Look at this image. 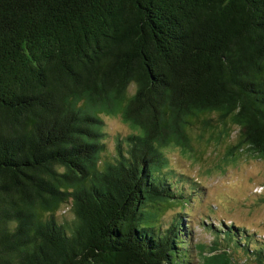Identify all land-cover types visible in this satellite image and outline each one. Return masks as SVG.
<instances>
[{"label": "trees", "instance_id": "16d2710c", "mask_svg": "<svg viewBox=\"0 0 264 264\" xmlns=\"http://www.w3.org/2000/svg\"><path fill=\"white\" fill-rule=\"evenodd\" d=\"M212 115L226 160L264 159V0H0V264H264L237 225L193 244L201 183L166 149Z\"/></svg>", "mask_w": 264, "mask_h": 264}, {"label": "rangeland", "instance_id": "374dc122", "mask_svg": "<svg viewBox=\"0 0 264 264\" xmlns=\"http://www.w3.org/2000/svg\"><path fill=\"white\" fill-rule=\"evenodd\" d=\"M135 89V86H131L130 94ZM211 117L218 128L210 129L205 136L206 140L212 134L215 136L211 143L200 140V127H194L189 133L195 152L185 153L178 147L166 149L173 170L201 183V192L186 208L188 215H185L189 221L187 225L195 235L193 244L205 245L206 250L210 251L215 234L210 232L209 227L217 229L223 222L257 234V239L264 242V159L243 153L226 160L229 148L237 141L238 130L233 128L230 138L218 140L217 134L222 125L216 122L217 115ZM104 127L108 135L107 146L112 153L117 139L132 132L121 117L106 116ZM181 210L180 207L170 209L164 221H171ZM58 217L71 221L74 217L71 204L63 206ZM242 254H234L238 262L256 264L251 260L246 262Z\"/></svg>", "mask_w": 264, "mask_h": 264}]
</instances>
